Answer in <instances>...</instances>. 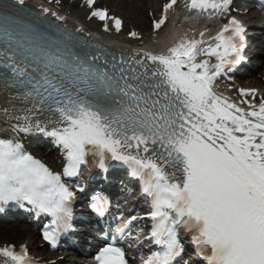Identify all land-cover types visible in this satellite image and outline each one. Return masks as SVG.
<instances>
[{"label": "snow or ice", "instance_id": "snow-or-ice-1", "mask_svg": "<svg viewBox=\"0 0 264 264\" xmlns=\"http://www.w3.org/2000/svg\"><path fill=\"white\" fill-rule=\"evenodd\" d=\"M86 3L91 6L94 0ZM176 3L171 0L165 12ZM229 3L187 0L185 7L199 16L209 9L226 10ZM92 16L107 18L101 10ZM114 23L119 30L121 21ZM163 23L161 19L154 26ZM231 25V34L224 35L230 31L226 26L215 38L219 43L204 52L220 61L212 65L216 72L211 75L207 60L197 62L202 41H187L171 48L170 55L151 56L155 66L141 71L114 66L111 72H97L76 66L72 72L84 71L85 77L69 79L45 65L47 71L33 69L39 75L26 81L30 90L25 98L49 119L33 122L29 109L24 126L16 127L54 137L66 152L64 175L76 174L89 154L101 159L110 154L131 165L133 175L143 180L153 202L150 239L161 247L146 264H173L184 251L180 228L194 233L208 264H264V102L245 113L212 87L215 75L232 63L227 57L243 48L244 29L236 20ZM4 67L17 76L27 74V69L17 71L14 61ZM72 195L61 175L25 153L22 145L0 141V205L28 201L61 221L69 215ZM95 201L97 208L102 198ZM55 235L45 231L43 238L54 243ZM0 257L5 258L2 264H31L23 247H0ZM95 259L98 264H127L114 242Z\"/></svg>", "mask_w": 264, "mask_h": 264}, {"label": "bare ground", "instance_id": "bare-ground-1", "mask_svg": "<svg viewBox=\"0 0 264 264\" xmlns=\"http://www.w3.org/2000/svg\"><path fill=\"white\" fill-rule=\"evenodd\" d=\"M16 1L18 2V0ZM76 1L83 2L82 8L78 11H72L71 7H66L65 4L59 0H24V4L40 11L41 13L52 18V20L57 21L70 29H75L77 32L80 31L85 36L94 37V39L97 41H102L104 43L106 42L111 46L122 49L126 53L134 54L137 57L149 61H151L150 57L153 55H162L163 50L167 48L166 46H169L174 41V38L168 36L170 30L166 29L167 25H165L160 30H157L154 26L155 21H158L161 16L162 8L160 9L157 17L156 13L158 12V6L160 3H165L162 2L163 0H141L140 3L143 4L141 11L145 12V10H148V13L154 12V15L152 17H150L151 15L148 17L142 16L139 21L135 23L134 29L131 30L127 35L117 30L114 20L118 18L114 14L108 16L105 20H101L99 17L92 16V12H94L95 7L94 3L89 6L86 3V0ZM181 4H183V0H178L174 5V8H178L179 10ZM242 16L248 22H256L259 26H264V17L253 16V13L250 12L244 13ZM211 22L213 21H203L201 23H197V25L193 27V21L192 19H189L178 27L177 32L180 33L183 31L187 34V38L184 40V42L202 41V43L198 44V51L205 52V50L209 49L217 40L215 39L217 32L216 28L214 26H208V24ZM202 32H205V34L199 35ZM132 33H135L136 35L134 36ZM215 58L216 56L204 55L203 58L198 59L201 60V62L204 60L208 61L210 75L212 72V64ZM260 70L264 72V66ZM253 76V79L247 83L241 81V86L248 91L252 89L264 88V80L260 78V76L264 78V73H262L260 76ZM212 87L213 91L219 93L221 97L227 99L228 97H231L226 93V91L218 89V85L216 83H213ZM18 109H22L21 112H19ZM27 110L28 109L26 106L18 101L16 97H14L8 91V89H6L4 85L0 83V141H11L14 144H23L25 147L28 145L30 147H39L33 151L34 153L32 156L44 163L50 170L55 173H59L62 176L64 170L63 162H59V160L56 159L57 157H54L53 154L46 153V150L50 149L49 145L39 141L36 143L29 138L32 132H36L38 130L33 128V130L29 132H21L17 129V125L24 126L26 123L24 117L28 115ZM32 118L33 122L36 120L41 122L46 121L35 115H32ZM61 153L62 152H60L59 155H61ZM37 234L38 232H36L34 229L23 230L17 227L3 228V230H0V247L14 245L15 249L19 251L20 246L18 244L16 245L15 240L20 241L21 245H25L31 240L32 237L34 239L38 238ZM33 247L37 250H40L41 252L42 248L45 251L44 243L42 240H39V238L33 243ZM48 254L47 252L44 253L45 257L44 260H42L43 262H46L47 264H52V262L57 264L60 262L56 260L58 255L56 256L50 253ZM3 259L5 258L0 257V264H2Z\"/></svg>", "mask_w": 264, "mask_h": 264}, {"label": "rangeland", "instance_id": "rangeland-1", "mask_svg": "<svg viewBox=\"0 0 264 264\" xmlns=\"http://www.w3.org/2000/svg\"><path fill=\"white\" fill-rule=\"evenodd\" d=\"M59 1H61L63 4H65L66 7H71L72 11H78L82 8V2H79V1L76 2V0H59ZM140 2H141V0H98L97 7L107 8L110 11V13H112L118 17H121L123 22H124V25H125L124 26L125 34L127 35L130 30L134 29L135 23L138 22L142 16L148 17L150 15V12L148 13V10L147 11L145 10V12L141 11L143 4ZM160 6H161V3L158 6V11L160 10ZM152 14H153V12H151V15ZM257 73H258L257 76H260L264 72L259 71ZM0 230H3V229H0ZM32 238L27 243V245L31 249L32 252L36 251L34 254L41 261L42 258H44V253H46L47 251H46V249L44 251L43 248H42V252L40 250L35 249L33 247V243L36 240H38L39 237L36 239H34V238L32 239ZM15 242L19 243L20 241L15 240ZM56 254L57 253H55V255ZM68 258H70V257L68 256ZM64 259H65L64 256L60 255V253H59L58 256L56 257V260H58L60 262L57 264H62L64 262L63 261ZM67 261H68V259H67ZM43 263L47 264L46 262H43ZM52 264H54V262H52Z\"/></svg>", "mask_w": 264, "mask_h": 264}]
</instances>
